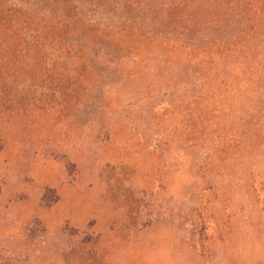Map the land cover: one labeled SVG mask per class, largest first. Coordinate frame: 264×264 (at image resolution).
I'll list each match as a JSON object with an SVG mask.
<instances>
[{
  "label": "rangeland",
  "instance_id": "obj_1",
  "mask_svg": "<svg viewBox=\"0 0 264 264\" xmlns=\"http://www.w3.org/2000/svg\"><path fill=\"white\" fill-rule=\"evenodd\" d=\"M136 25L264 61V0H0V264H264V82Z\"/></svg>",
  "mask_w": 264,
  "mask_h": 264
},
{
  "label": "trees",
  "instance_id": "obj_2",
  "mask_svg": "<svg viewBox=\"0 0 264 264\" xmlns=\"http://www.w3.org/2000/svg\"><path fill=\"white\" fill-rule=\"evenodd\" d=\"M130 28L134 31L132 29L129 31ZM130 28L123 30L120 36L130 39L134 37L131 44L138 45L135 51H139V53H143L142 48L148 52L159 51L162 57L166 58L163 62L165 69L172 68V65L169 64L170 58L177 59L179 60L177 63L180 62L177 66L182 71H191L195 75H202L207 78L206 81L210 84L217 83L221 87H228V89L239 93L237 97L240 98L246 97L244 91H247L248 95L254 94V90L261 86L260 81L264 82L261 78L264 73V61L253 57L233 55L239 45L193 40L151 41L143 36L139 31V26ZM190 31L191 29H182L181 32L185 34ZM140 38H142L141 41H139ZM144 53L147 54V52ZM136 58H141V55L138 54ZM214 77L215 80H212Z\"/></svg>",
  "mask_w": 264,
  "mask_h": 264
}]
</instances>
